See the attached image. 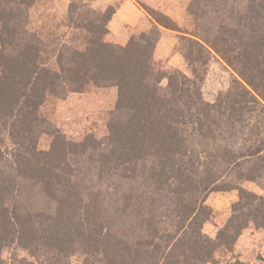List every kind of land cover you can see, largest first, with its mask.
<instances>
[{"label": "rangeland", "instance_id": "374dc122", "mask_svg": "<svg viewBox=\"0 0 264 264\" xmlns=\"http://www.w3.org/2000/svg\"><path fill=\"white\" fill-rule=\"evenodd\" d=\"M195 1L0 0V80L5 78V85L16 81L9 88L11 95L0 89L6 97H0V196L11 198L14 186L18 190L13 195L15 201L22 194L19 202L10 199V205L18 207L11 213L22 225L11 229L24 233L19 242V235H10L15 242L0 250V264H52L57 259L65 264H96V259L89 257L97 248L95 241L90 240L87 252L89 244L83 238H76L74 245L69 243L74 228L69 226L74 223H66L68 212L73 213L71 209L89 215L93 237L103 229V233L119 238L133 236L137 242L144 236L153 238L152 234H160V230L172 231L176 224L181 226V219L177 222L173 214L165 212L166 217L161 218L159 213H149L152 202L156 206L161 202L149 174V151L127 139L133 138L135 144L138 138L149 137L142 131L125 129L124 122L131 112L120 106V100L127 102L141 93L147 96L153 88L166 96L176 89V78L181 80V88L209 104L238 86L235 82L241 77L212 46L227 50L241 38L249 41L252 32H234L222 23L235 1L200 0V13L205 12L202 18L191 11ZM208 9L213 12L207 14ZM244 11L242 8L240 15ZM129 15L138 17L130 21ZM201 34L206 39L198 44ZM32 101L33 113L21 121ZM17 105L24 109L20 116L14 108ZM8 112L12 118L4 122L3 115ZM173 128V137H189L185 123L176 122ZM161 130L159 136L173 138L169 131ZM33 148L40 159L46 157L56 165L53 174H58L59 168L63 174L61 181L55 176L54 181L46 182L58 203L40 181L17 173L20 153L30 157ZM242 165L247 169L251 164ZM234 175L231 181L241 190H215L201 195L209 208L206 212H211L202 232L211 242L226 227L234 234L236 226H241L240 235L235 242L225 237L227 245L212 252L214 242L202 249L203 241L207 243L208 239L194 237L197 243H193L180 233L175 241L182 238L184 244L172 243L176 251L186 255L180 264H264V227L249 221L245 205L264 203V184L259 177L240 182ZM13 177L17 185L11 183ZM63 190L65 194L69 191V199ZM59 204L69 209L60 210L62 218L51 221ZM94 217L99 220L95 226ZM0 218L10 219L11 215ZM110 241L116 247L118 238ZM103 250L104 245L96 255L98 261L104 259Z\"/></svg>", "mask_w": 264, "mask_h": 264}, {"label": "trees", "instance_id": "16d2710c", "mask_svg": "<svg viewBox=\"0 0 264 264\" xmlns=\"http://www.w3.org/2000/svg\"><path fill=\"white\" fill-rule=\"evenodd\" d=\"M231 1H235L236 4L231 5V14L227 19H222V23L226 29L234 32L240 30L241 34L248 35L251 31L252 36L249 41L245 42L241 38L237 45L234 44L227 50L216 45L212 47L214 51L222 55L241 77V80H236L235 83L238 86L235 89L228 90L215 103L209 104L199 96L191 95L189 89L184 90V88H181V80L176 78L178 81L176 89H173L171 93H167L166 96H163L161 92L158 93L156 88H153L147 96L143 93L135 94L131 98L127 97V102L123 98V101L120 100L123 103L120 105L119 102L118 104L125 107L128 113L131 112L129 118L124 122L125 129L134 132L142 131L144 135L149 137L138 138L135 144L133 138H127L132 145H140L141 149L149 151L148 155L151 158L152 166H145L151 169L149 174H152L151 178L154 179L155 187H157L161 196L160 205L156 206L152 202L149 213L151 216L159 213L161 218H165L166 213L173 214L177 222L178 219H181V226L175 223L174 230H160V234H152L153 238L149 239L144 236L143 239L137 242L135 240L138 239L133 236H126L127 234H125L122 238H119L107 231L103 233V229L97 230L96 236L93 237L89 215L71 209L74 214L76 213L75 215H78L79 220L77 221L73 213L68 212L66 226H69V222L74 223V225L70 224L69 226V228L74 227L71 230L72 233H69V243L74 245L76 238H83L89 244L85 249L87 252L91 247L90 240L95 241L93 244L97 245V248L89 254L90 256L88 255L91 259H96L94 263L180 264L186 255L179 249L176 251L173 246L176 243V246L184 244L182 238L175 241L180 233L183 234L182 236L188 237L190 241H193L194 237L196 239H208L207 243L203 241L205 244L202 249L210 247L214 242L212 252L218 247L227 245L228 241L225 237H232L235 242L237 236L240 235L241 226H236L238 231L234 234H231V231L227 230L228 227H226L221 229L217 238L211 242L209 237L202 232L204 223L211 216V212L208 211L207 213L205 210L209 208L205 205V198H201L203 193L215 190L227 191L233 188L241 190L239 186L233 184V174L240 182L254 178L258 179L259 177L261 183L264 184V0ZM201 4L202 1L197 0L191 5L192 7L195 6L194 12L190 9L193 15L200 18L204 17L205 13L203 11L200 13ZM242 8L245 11L240 15ZM205 11L207 14L213 12L210 9ZM200 36L198 44L202 43L200 40L206 39L205 34ZM203 42L206 43V41ZM202 47L205 46L202 45ZM259 57L262 59L258 60ZM5 82V78L0 80V89L6 90L5 93L9 92L11 95L9 88L16 81H12L8 85H5ZM46 88L44 86L43 90L45 91ZM12 93H16V97H20V95H17L19 92L16 89H12ZM0 97H5L4 92L0 91ZM42 99H40V102ZM17 101L13 100L12 103H17ZM32 105L33 101L28 107L27 113L23 114L21 121L25 120V117L29 118V115L33 113L32 109L35 107ZM17 106L14 107L17 109L16 115L20 116L21 110L24 109L20 105ZM3 118H5L4 122H7L12 117L8 112V114L3 115ZM179 121L188 126V131L184 129L189 135L188 138L177 139V137L172 136L173 124ZM18 122H20V119ZM246 127L247 131L245 132ZM161 129L169 131L173 138H163L165 134L159 136L158 133L162 132ZM33 149L30 157H25L22 152L20 153L17 162L21 165L17 173H21L19 175L25 178L40 181L44 189L58 203L60 201L52 192L51 185L48 184V186L46 182L48 183V180L54 181L55 176L57 181H61L63 174L60 172V168L58 174H53L52 169L56 165L45 160L46 157L40 159V153L35 148ZM144 159H147V157L144 156ZM140 160L142 161V157H140ZM247 162H250L251 165L244 169L245 166L242 164ZM238 167L244 170L237 172ZM11 183L17 185L15 177L11 179ZM17 191L14 186L11 191V198L7 196L4 200L0 196V216L9 214L10 217L11 215L10 219L0 218V227L4 226L3 234L0 231V250L15 242V239H11L10 235H19L17 242L22 241L24 237L21 229L16 228L14 231L11 229L13 226H22L16 222L18 218L13 216L16 214L11 213L18 207L15 203L10 205V199L19 202V197L22 195H17L18 201H15L16 196L13 198V195ZM63 192L65 194L64 190ZM65 196L69 199V191L66 192ZM254 199L256 200L255 195ZM245 205L249 211V221L251 220L258 227H264V203L260 201L253 205L251 202H245ZM65 208H67L66 204L57 205L55 214L50 218L51 221L61 219L63 215L60 214V210ZM92 219H94L95 226L99 220L96 217ZM150 219L152 218L150 217ZM193 223H195L196 228L192 229ZM36 225L35 223L30 229L33 231ZM189 234L191 235L188 236ZM111 238H118L117 245L115 244L116 247L110 241ZM156 239L159 240V243H155ZM215 241H219V243L216 244ZM193 243L197 242L193 241ZM137 244H139V247H136ZM102 245H104L102 254L104 259L98 261L96 255L100 253ZM67 247L69 246L66 245ZM192 249L190 247V250ZM65 258H67V254H64V260ZM52 264L65 263L57 259Z\"/></svg>", "mask_w": 264, "mask_h": 264}, {"label": "crops", "instance_id": "0c3cea01", "mask_svg": "<svg viewBox=\"0 0 264 264\" xmlns=\"http://www.w3.org/2000/svg\"><path fill=\"white\" fill-rule=\"evenodd\" d=\"M138 15V14H137ZM137 15H129L128 17H127V19L128 20H130V21H132V20H134V19H136L138 16Z\"/></svg>", "mask_w": 264, "mask_h": 264}]
</instances>
